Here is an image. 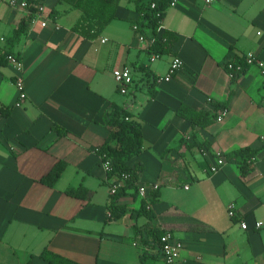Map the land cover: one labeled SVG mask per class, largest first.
I'll use <instances>...</instances> for the list:
<instances>
[{
  "label": "crops",
  "instance_id": "1",
  "mask_svg": "<svg viewBox=\"0 0 264 264\" xmlns=\"http://www.w3.org/2000/svg\"><path fill=\"white\" fill-rule=\"evenodd\" d=\"M94 1L42 0L46 27L31 20L11 54L23 63L24 101L15 68L0 66V110H8L0 116V264H49L40 257L45 249L76 264H164L158 246L136 241L135 228L152 227L182 242L177 264H264V76L246 66L233 82L224 67L247 52L264 61V0H178L159 29L176 38L171 54L154 62L131 28L138 14L129 0H118L97 38L73 31L83 13L99 15ZM9 2L0 0L5 57L8 37L26 16ZM175 56L183 67L156 83ZM122 67L133 76L126 94L112 74ZM226 101L223 120L204 128L176 114L186 105L216 115L215 104ZM113 106L142 129L143 149L126 164L143 169L136 188L160 185L148 201L154 222L134 214L143 199L132 189L118 202L125 215L109 219L114 180L97 150ZM246 147L255 151L247 175L232 160L210 173L218 156ZM58 163L64 169L56 183H41ZM77 187L87 196L66 193Z\"/></svg>",
  "mask_w": 264,
  "mask_h": 264
},
{
  "label": "trees",
  "instance_id": "2",
  "mask_svg": "<svg viewBox=\"0 0 264 264\" xmlns=\"http://www.w3.org/2000/svg\"><path fill=\"white\" fill-rule=\"evenodd\" d=\"M42 0H26V16L20 22L17 29H15L7 39V55L12 54V50L19 41L20 37L26 32V29L32 20L33 15L37 11V5ZM135 6V11L138 14V18L130 23L131 28L136 26L138 35L143 36L147 40L154 39V42L148 46V55H157L159 57L163 55L171 54L172 47L175 42V36L172 32L161 31L160 26L165 16L167 8L170 6L171 0H129ZM87 3H91L90 0H86ZM154 4V8L151 5ZM118 5V0H96L93 3V8L98 16L92 12H85L78 19L73 26V31L86 39L97 38L104 28L114 19V12ZM133 30V29H132ZM164 39V41H162ZM232 63L238 64L241 61L238 58H233ZM6 64L5 56H0V66ZM226 69V66H224ZM246 67V66H245ZM245 67L241 72H233L231 81H236L242 73L245 71ZM227 109V101L225 103H216L214 111L218 113L211 115L208 111H197L186 105H180L176 110L177 116L188 121L193 128H204L209 126L213 119L216 120L221 110ZM0 110V116H6L8 110ZM130 113L124 108L113 106V112L106 121L109 134L104 143L97 150V154L104 162L110 161V170L107 173L108 179L114 180L112 183L118 182L122 175H128L124 185L120 186L111 199L109 206L110 220L116 221L120 219L128 211L123 205L118 204L119 199L128 195L127 190L132 189L134 192L131 194L133 198L137 196L136 184L138 178L142 172L141 165H135L129 167L126 163L132 157L138 155L143 149V134L140 125L130 120ZM199 147H202L200 145ZM224 159V161H236L239 173L241 176L247 175L251 167L249 162L254 159L255 151L251 148H241L239 150L230 152L225 155L218 156ZM64 165L62 163L56 164L51 171L41 179V183L52 187L59 179ZM66 193L73 197H86L88 191L82 187L68 188ZM157 191L152 193L151 202L156 201ZM133 214V213H132ZM134 214L144 216L149 222H154V214L147 209L146 202H141L140 209ZM166 229H159L158 227H152L145 231H141L135 228L137 233L136 241L140 245H156L159 247V239L163 235ZM170 232V231H169ZM40 257L49 264H76L62 257H59L48 250H43Z\"/></svg>",
  "mask_w": 264,
  "mask_h": 264
},
{
  "label": "built area",
  "instance_id": "3",
  "mask_svg": "<svg viewBox=\"0 0 264 264\" xmlns=\"http://www.w3.org/2000/svg\"><path fill=\"white\" fill-rule=\"evenodd\" d=\"M216 0H205L206 4L210 5L213 4ZM178 2V0H171L170 6L175 5ZM10 5L13 8H21L26 9V0H10ZM151 8H154V4L151 5ZM45 9L42 4V1L38 3L37 5V11L32 17V21H40L41 27H46L47 20L44 18ZM133 31H137L136 26H133ZM138 40L141 43H145L148 46H150L154 39H145L143 36L138 35ZM105 41V40H104ZM164 41V39L162 40ZM160 57L157 55H151L149 58L150 62H154L158 60ZM5 60L7 63L12 65L17 75L15 76L14 84L17 89L18 94V100L20 102L25 100L26 94H25V84L22 77V71H23V63L15 56V55H7L5 57ZM240 63L233 64L231 60H229L225 66L226 70L230 77H232L233 72H241L243 71L245 66H256L260 73L264 76V61L255 53L247 52L245 53L242 58L240 59ZM183 67V62L181 58L179 57H173L171 62L168 65L167 74L164 78H158L155 80L156 83H162V82H169L171 78L177 74V72ZM113 78L115 81V84L117 86V90L120 94H126L128 91V88L133 84V76L131 74V70L127 67L122 68H115L112 72ZM227 110H221L216 118V121L221 122L226 115ZM264 141V137L261 138ZM225 164L224 159L218 158L216 159L215 164L210 168V173L217 172L223 165ZM103 168L106 172L110 170V161H102ZM128 175H122L117 183L113 184L110 188V194L114 195L116 190L124 185L126 179L128 178ZM159 184L153 183L148 185H139L137 187V194L138 196L146 201L147 209H148V201L151 199L152 193L158 191ZM235 205L232 203L227 206V212L230 218H233L236 216L235 213ZM110 216V214H109ZM261 223L257 222L255 224L256 228L261 227ZM241 228L243 230L247 229V224L245 222H241ZM183 250V244L180 240L176 239L175 236L169 232L165 231L163 235L159 239V253L162 257V260L164 264H177L180 259L181 251Z\"/></svg>",
  "mask_w": 264,
  "mask_h": 264
}]
</instances>
